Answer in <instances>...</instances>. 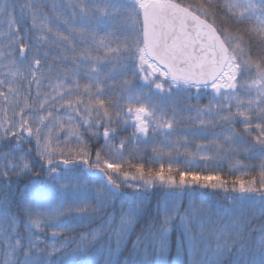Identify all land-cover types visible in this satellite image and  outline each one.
I'll use <instances>...</instances> for the list:
<instances>
[{
	"label": "snow or ice",
	"instance_id": "obj_1",
	"mask_svg": "<svg viewBox=\"0 0 264 264\" xmlns=\"http://www.w3.org/2000/svg\"><path fill=\"white\" fill-rule=\"evenodd\" d=\"M15 7L0 0L8 25L0 29V264H101L96 257L105 251L104 264H111L112 249L97 247L99 230L68 233L116 200L127 205L121 233L155 212L148 216L155 255L139 249L138 237L126 264H165L177 220L172 264H264V164L251 179L239 161L240 175L228 177L193 167L197 160L207 167L221 153L264 160V0H107L102 6L66 0L53 3L50 13L46 4L30 2L20 6L21 23L31 20L23 31ZM102 27L111 31L97 40ZM205 94L212 100L199 105ZM193 99L197 104L181 103ZM192 111L186 123L198 127L175 142L176 159L153 157L146 165L125 157L128 143H146L150 133L167 139L184 122L181 114ZM129 128L130 137L118 138ZM92 138L104 140L95 151ZM197 140L204 142L195 151L180 153ZM195 185L221 189L230 199L219 219L208 221L215 247L204 239L205 224L192 232L188 210L182 214L176 203ZM157 188L163 198L153 210L150 193ZM253 219L258 227H251Z\"/></svg>",
	"mask_w": 264,
	"mask_h": 264
},
{
	"label": "trees",
	"instance_id": "obj_2",
	"mask_svg": "<svg viewBox=\"0 0 264 264\" xmlns=\"http://www.w3.org/2000/svg\"><path fill=\"white\" fill-rule=\"evenodd\" d=\"M35 2L37 4L43 3L46 4L47 7H45L43 10L46 13L51 12L52 4L55 3L57 5H64L66 3V0H13V3L16 5L15 11L13 13L14 19L17 21L16 27H20L21 31L24 30L26 27L31 26V20L27 19L21 23V13H20V6L26 3ZM84 3L91 4L93 3V0H83ZM95 2L101 4V6L107 2V0H95ZM187 2L192 4H198L201 2V0H187ZM77 11H79L77 9ZM70 15V13H69ZM217 23H221L220 20L217 21ZM7 19L3 16H0V29L7 31ZM106 31H111L110 28H101L97 32V40L100 39V37L104 36ZM90 39V38H89ZM77 44H80L79 38H76L75 41ZM113 46H115L113 44ZM91 47L94 49L96 46L91 45ZM57 52L60 50L57 49ZM103 55V52L100 53ZM55 63H59L58 61ZM67 67L74 68L75 65L72 63L71 60L67 62ZM64 68V65H61L59 69L53 70V75H56L58 71L62 72ZM86 78L83 76V70L81 71V77L80 82L83 85L86 83ZM222 99V98H219ZM212 100L211 95H202L199 99L198 103L199 105H206L209 103V101ZM215 103V101H213ZM181 103H190V104H197V101L195 99L191 101H181ZM195 112H184L181 114V119L184 122H181L176 126L175 133L172 136L167 137V139L163 135L156 134L153 136L151 133L149 134V137L147 138L148 142H143V138H141L140 143H128L125 147V157L131 156L133 159L145 163L148 165L150 162H152L153 157H162L164 160H167L169 158V154L171 155V158L176 159L177 153H176V141H181V138L185 135H189L190 133L186 132L185 129L189 127H198L196 124L189 125L186 123L188 117H194ZM237 129H240V126L237 125ZM220 129L217 128L215 131H219ZM119 134L123 137H130L132 134L131 129H127L125 131H119ZM210 139V137H209ZM169 141L173 143H169ZM204 141L197 140L188 146L187 149L181 147L179 148L180 153H184L185 151H195L196 143H203ZM153 148H156L158 151L153 152ZM215 150L213 149V152ZM237 161L240 162V164L245 165L241 171L247 172L248 176L247 179H251L253 176L259 177V173L261 171V165L264 164V160L259 158H248L246 154L244 153H238V154H232V153H221L220 157L218 159L212 160L208 162L207 167H205L203 161L197 160L194 164V168H198L201 170L204 174L209 173H215L220 172L223 176L228 177L229 172H233L234 175H240V172L236 171ZM184 159L181 157V165L183 166ZM12 179L15 181V177L13 176ZM29 177H25L24 179L20 180L18 183H13V191L17 187L23 188L25 183ZM41 180H43V176L40 177ZM231 186H229L230 188ZM124 191H131L130 189H124ZM191 193V195H189ZM17 199L19 197V194L17 193ZM226 193L221 189H212L210 187H201L199 185H195L194 187L185 190L184 195L182 197H179L176 201V203L180 204V211L183 214L185 210H188V226L190 230L194 233L199 234L200 232V225L202 223L205 224V235L204 239L208 241L212 247H215V241H214V231L212 230V226L210 223H208L209 220L211 221H217L219 219L218 211L219 209H222L223 207L227 206L230 203V199H225ZM163 198V190L160 188H157L155 191L150 193V204L149 207L154 210L155 205L157 203V200ZM95 203V201H93ZM120 202L118 200L111 201L107 205V212L105 214L106 221L110 219V214H114L115 219L109 220V226L107 228H111L112 223L115 225L117 221L119 220L121 213L119 212L120 209ZM191 205V207H189ZM124 207H127L125 204ZM13 212H17L18 209L14 205L12 208ZM113 211V212H112ZM259 208L255 209V212L257 216H259ZM250 214V213H249ZM155 215L154 211H150L149 213H146L140 217H138V222L135 224V226L130 229L129 231L123 233L119 237L120 244L116 246L115 241L113 238H111V234L109 235L111 229L107 230L106 232H101L102 234L99 236V239L97 241V247L100 245H103L105 250L111 248L113 251V255L111 256V264H126V261L133 255V245L137 242L138 237L140 238L139 243V249L141 251L144 250L145 247H147L148 251L150 253L154 254L152 245L148 239L149 237V221L148 216ZM102 217V220L104 217ZM20 219V231L23 233V221L24 216L23 214H19ZM105 221V222H106ZM95 223V222H94ZM96 223H99V220H96ZM260 223L259 219H253L251 227H258ZM105 227V224H104ZM159 227V220L157 221L155 227L151 228L152 232H155ZM90 226H87L84 224L79 225L75 228V231L68 233V235L79 237L81 234L89 231ZM181 229L179 228V220L175 222V226L173 228V231L170 233L169 240H170V249L168 255H166L163 259L165 261V264H172V261L175 257L176 252V239L180 235ZM109 232V233H108ZM211 233V235L209 234ZM113 237V236H112ZM62 238V237H61ZM203 247V245H201ZM118 249V250H117ZM98 260L101 261V264H104V261L108 259L107 251H105V255L103 257L97 256ZM225 264H227V261H225Z\"/></svg>",
	"mask_w": 264,
	"mask_h": 264
},
{
	"label": "rangeland",
	"instance_id": "obj_3",
	"mask_svg": "<svg viewBox=\"0 0 264 264\" xmlns=\"http://www.w3.org/2000/svg\"><path fill=\"white\" fill-rule=\"evenodd\" d=\"M21 102H23V98H21ZM93 127H95V124L94 123H93ZM129 129H131V128H129ZM79 131L83 134L85 140H88L89 139V137L91 135L90 132H88L83 127H81L79 129ZM102 131H103V129H101V132ZM118 138H121L120 135H118ZM116 142L119 143V139ZM103 143H104L103 138L100 139L99 143H95V138H92L93 151H95V149L98 148V147H100ZM24 147L27 148V147H29V145H24ZM17 155H19V153H17ZM2 195H3V191L0 190V196H2ZM120 209L121 210L119 212L121 213V216H122V214L127 210V207H123L122 208L121 205H120ZM106 212H107V206L100 208L98 214L95 217V219H93L91 222L85 223V225L90 226V229H89L88 233H91L93 231L99 230L100 231V235L102 234L101 232H106L107 230L111 229V230H109L110 233L109 232L108 233H109V235L111 234V238L114 239L115 244L117 246V245L120 244L119 237L123 234V233L120 232V230H121V216H120L119 220L117 221V223L115 225L112 223L111 228H107L109 226V220H113L114 221L115 216H114L113 213L110 214V219L108 221H106V217H107V215L105 216ZM103 216H105V217L102 220V217ZM96 220H99V223H96ZM104 224H105V227H104ZM88 233L85 232L83 234L84 235H87ZM89 239H90V237H89ZM46 242L47 243H51V241H46ZM57 243H58V241H57Z\"/></svg>",
	"mask_w": 264,
	"mask_h": 264
}]
</instances>
